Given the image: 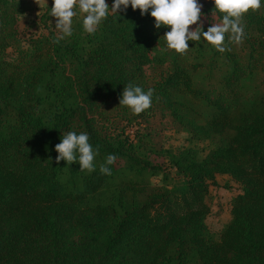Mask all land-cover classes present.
Returning <instances> with one entry per match:
<instances>
[{"label":"trees","instance_id":"trees-1","mask_svg":"<svg viewBox=\"0 0 264 264\" xmlns=\"http://www.w3.org/2000/svg\"><path fill=\"white\" fill-rule=\"evenodd\" d=\"M201 4L206 31L220 15ZM51 7L25 41L31 1L0 0V264H264V4L243 16L241 43L226 34L230 51L201 39L184 54L131 6L91 35L78 13L54 43ZM129 83L153 90L138 115L119 106ZM68 131L88 134L95 171L57 164ZM166 131L209 149L165 148ZM217 176L240 190L215 239L205 220Z\"/></svg>","mask_w":264,"mask_h":264},{"label":"clouds","instance_id":"clouds-1","mask_svg":"<svg viewBox=\"0 0 264 264\" xmlns=\"http://www.w3.org/2000/svg\"><path fill=\"white\" fill-rule=\"evenodd\" d=\"M45 2L47 4V0ZM211 3L220 15V21L212 23L206 31L203 30V5L199 0H112L110 8L106 0H52L48 14L55 18V29L59 34L54 43L72 36L73 17L78 13L83 15V31L91 35L108 17L109 12L117 15L118 12H126L131 6L134 11L139 9L142 16L147 12L154 19L155 28H169L163 36L166 50L184 54L189 49L188 42L203 39L216 51L224 53L231 50L225 43L226 34L229 42L241 43L244 38V26L241 23L243 16L249 10H259L264 0H211ZM192 25L196 27L191 28ZM152 97L151 88L145 91L140 86L129 83L123 87L119 106H124L132 114L138 115L151 107ZM54 150L57 153V164L60 161L67 165L76 162L80 171H95L94 158L97 150L89 143L86 132L68 131L60 138ZM116 159L115 154H108L100 165V173L110 175L109 166L113 165Z\"/></svg>","mask_w":264,"mask_h":264},{"label":"rangeland","instance_id":"rangeland-1","mask_svg":"<svg viewBox=\"0 0 264 264\" xmlns=\"http://www.w3.org/2000/svg\"><path fill=\"white\" fill-rule=\"evenodd\" d=\"M33 5V10L26 13L19 21L17 30L21 39L27 40L31 35H38L44 29L39 22V17L44 14L47 6L50 5V0H30ZM212 4L211 0H200V3ZM106 3H111L112 0H106ZM110 4V7H111ZM48 25H55V18L50 17ZM9 57H11V51H9ZM162 144L165 148L173 150L182 147H195L201 150V156H203L209 146L206 142H191L189 137L185 133H175L173 131H166L162 138ZM160 178H154L153 183H158ZM239 186L231 182L226 176H217L215 184L209 187V193L207 196V203L210 208V213L205 220L206 226L212 236L216 239L222 230L223 226L228 222L230 218V204L234 196L239 193Z\"/></svg>","mask_w":264,"mask_h":264}]
</instances>
